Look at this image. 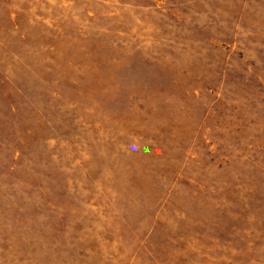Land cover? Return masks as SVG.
<instances>
[{"label": "rangeland", "instance_id": "obj_1", "mask_svg": "<svg viewBox=\"0 0 264 264\" xmlns=\"http://www.w3.org/2000/svg\"><path fill=\"white\" fill-rule=\"evenodd\" d=\"M0 264H264V0H0Z\"/></svg>", "mask_w": 264, "mask_h": 264}]
</instances>
